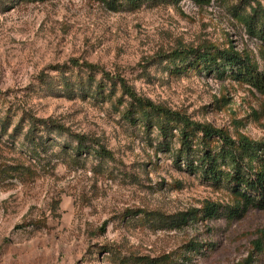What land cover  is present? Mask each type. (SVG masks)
Instances as JSON below:
<instances>
[{
  "label": "rangeland",
  "instance_id": "rangeland-1",
  "mask_svg": "<svg viewBox=\"0 0 264 264\" xmlns=\"http://www.w3.org/2000/svg\"><path fill=\"white\" fill-rule=\"evenodd\" d=\"M257 3L264 8L179 0L110 11L95 0H0V264H264V210L179 165L176 131L168 150L145 123H129L119 86L100 74L87 84L84 70L74 78L76 63L94 65L142 99L264 143V89L188 62L174 72L166 59L180 47H215L249 61L260 79ZM46 125L111 156H75ZM210 207L218 213L207 218Z\"/></svg>",
  "mask_w": 264,
  "mask_h": 264
},
{
  "label": "trees",
  "instance_id": "trees-1",
  "mask_svg": "<svg viewBox=\"0 0 264 264\" xmlns=\"http://www.w3.org/2000/svg\"><path fill=\"white\" fill-rule=\"evenodd\" d=\"M25 1L44 2L48 0ZM95 1L102 2L110 11H118L122 7L137 10L144 5L158 6L176 3L179 0ZM251 9L255 23H257V31L264 37V8H261L260 3H257ZM258 24L260 25L257 26ZM166 59L173 63L174 72L177 70L178 62L184 64L188 62L187 67L185 66L188 69H197L199 72L208 75L226 76V78L242 81L259 90L264 89V76L259 79L249 61L240 58L229 50H220L215 47H180L178 50L166 55ZM75 68L78 73L74 75V78L78 76L80 70H84L87 75V84H92L96 75L100 74L102 83L109 82L112 87L119 86L118 91L121 92V95L129 99L128 108L123 115L124 118L134 125L145 123L146 126L144 127H147L148 130H155L158 138L161 139L160 148L169 150L170 138L174 137L173 132L176 131L178 133L179 148L173 152L174 158L179 165H184V169L193 175H197L206 184L223 186L227 190L236 193L245 205L264 210V143H256L243 138L232 139L228 133L221 129L197 123L182 113L171 111L142 99L125 84L123 79L99 71L94 65L76 63ZM59 70L61 74L70 72V70L65 69ZM73 86L74 84H71V87ZM104 86L106 85H100L99 83L96 86L95 93L103 92ZM75 87L80 90L85 87L82 78L80 83L79 80L76 81ZM115 92L113 90L111 95ZM121 100L118 99V102L122 103ZM45 128L47 132L67 138L74 143L72 146H64L75 156H80V154L86 152H92L102 158L111 156L103 147L97 146L98 148L91 149L88 145L89 141L85 137L72 135L62 127L56 125H50L49 127L46 125ZM31 143L34 147L38 146L32 139ZM217 213L218 207H210L206 209L205 216L211 218ZM186 220L187 218L182 216L178 222L184 224ZM139 260V264H150L148 258ZM162 262L166 261L162 260Z\"/></svg>",
  "mask_w": 264,
  "mask_h": 264
}]
</instances>
